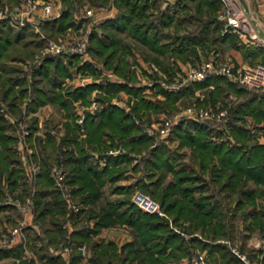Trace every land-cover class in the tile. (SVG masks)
Instances as JSON below:
<instances>
[{
	"label": "trees",
	"instance_id": "16d2710c",
	"mask_svg": "<svg viewBox=\"0 0 264 264\" xmlns=\"http://www.w3.org/2000/svg\"><path fill=\"white\" fill-rule=\"evenodd\" d=\"M63 1L65 5L61 12L46 19L43 24V28L52 36L68 27H79L83 20H75V0ZM94 1L107 4L111 0ZM221 2L177 0L178 8L186 12L194 5L200 19L204 20L203 24L198 32L176 34L171 41L162 42L159 28L169 26L174 18L168 8L161 9L157 0H112L118 11L114 17L100 22L99 31L93 29L90 33L89 51L95 62L100 61L106 68L120 75L121 79L102 78L65 90L62 86L52 90L49 96L51 102L65 109L66 118L62 122L64 130L59 139L53 129H46L44 137L36 136L41 157L32 190L25 185L22 166L14 165L15 162L20 163L13 147L15 135L8 131V120L0 111V197L5 195L1 183L4 173L10 191L20 181L23 193H33L34 217L41 223L43 232L42 237L41 234H33V240L43 238L49 243H55L64 239L67 229L63 222L70 218L76 225L70 233L73 243L71 264L80 259L82 251L79 246L83 243L91 245L90 261L95 264H180L179 260L184 256L190 257L195 247L205 250L207 262L209 256L212 264H246L232 251V244L226 241L231 238L235 227L228 219V201L222 206L221 200H229L230 195L238 193L237 205L251 206L243 213L245 225L251 231L258 229L264 236V92L252 91L222 74H209L176 91L164 89L156 82V92L163 97L149 99L142 92L137 75L131 69V61L127 58L134 53V44H137L144 48L145 59L153 60L160 67L168 69L170 63H165V56H172L175 61L178 58L188 60L191 54L198 56L197 46L205 51L214 41L229 40L232 46H239L237 33L219 31L222 21L216 18V12ZM156 9L158 14H154ZM28 30H31L30 26L15 29L10 20L0 21V94L3 98L15 99L27 91V75L19 74L21 67L8 61L24 59L23 55L17 56L11 51L22 43L21 39ZM210 31L218 33L209 37ZM42 41V37L37 39L36 45L40 46ZM243 54L251 57L250 62L264 63L263 50L259 45L246 46ZM66 57L67 62L64 59ZM78 61L79 57L74 53L50 54L31 65L34 91L31 102L34 107L48 101L45 90L36 84L39 77L35 76H48L53 70L61 77V83L65 76L72 73L67 64ZM95 62H78L76 70H89L96 76L99 68ZM215 80L222 81L236 92H246L247 95L229 110V117L233 120L231 131L236 139L233 143L212 139V127L206 122L180 119L173 126L172 135L179 139L178 146L188 145L193 150L191 156L198 162L197 172L193 167L186 168L180 161L181 152L168 148L164 141L152 145L154 137L136 118L148 116L152 110H170L183 93L193 92V86L203 87ZM94 87L102 92L101 98L110 99L121 90L134 96L131 111L109 101L95 112L86 110L83 123H78L77 109L72 106V102L80 100L87 103L88 95ZM215 87L207 90L212 100L216 97L214 94L225 89L220 84ZM10 103L14 106V100ZM246 114L255 122V131L253 126L249 128L236 123ZM37 122V117L33 116L31 132L37 128ZM119 144L126 151L106 152L108 148H115ZM57 147L61 154L59 162L64 165L65 181L70 184L71 192L78 196L76 202L82 204L78 211L66 207L63 190L54 185L50 175L52 160L58 157ZM143 149L147 153L138 161L146 168L145 177L139 178L135 184L156 197L167 215L142 210L131 200L134 183L118 182L124 170L129 167L135 170L138 168V161L133 163V154L141 153ZM168 173L172 176L166 180ZM212 183L218 185L215 193L209 191ZM106 184L110 192L115 194L113 197L103 195L102 188ZM81 212L82 217L79 218ZM116 224L129 226L133 237L121 244L113 239L94 240V235L102 227ZM23 248L22 242L0 246V257L20 256ZM39 248V262L34 257H22L20 263L67 264L63 256L49 253L44 244ZM261 264H264V259Z\"/></svg>",
	"mask_w": 264,
	"mask_h": 264
},
{
	"label": "rangeland",
	"instance_id": "374dc122",
	"mask_svg": "<svg viewBox=\"0 0 264 264\" xmlns=\"http://www.w3.org/2000/svg\"><path fill=\"white\" fill-rule=\"evenodd\" d=\"M1 1H2V4L0 2V8L12 6L17 0H1ZM51 1H53L58 6L60 5L61 7H63L65 5V2L63 0H51ZM158 1L160 3H162V0H158ZM75 2H76L77 14H81L84 11V9H86V8H92L95 12H99V11L104 10L103 8H106V7L109 8L111 6H115V5H112L111 1L107 4H100L94 0H75ZM5 4H7V6H4ZM220 7H221V4H220ZM220 7L216 12V18L217 19H219L217 15H218V12L220 10ZM157 9L154 11V14H158L159 11ZM174 9H176V10H174ZM114 10L117 11V7H115ZM167 10L174 14V18H173L172 23L169 26H166V27L160 26L158 33L161 37L162 42L171 41L174 38L173 36L176 34L192 33L195 31L196 32L200 31V28L203 24L202 21H204V20L200 19V16L197 14V12L194 8V5L191 6V8L189 9L188 12H186L183 9L181 10L180 8H178V6L176 4L174 6H171ZM205 12H206V10H204V13ZM46 19H49V18H41V19L38 18V19H36L35 23H28L25 25H19L16 23H12V25L14 26L15 29H17L21 26H30V29H31V30H28L26 35L24 36V38L21 39L22 43H24V41L31 39L30 42L25 43V44H22V43L18 44L16 46V49H12V51H11L13 54H15L17 56L23 55L25 60L22 58V59H16V60H9L8 61L9 63H14V64L18 65L19 67H21V71L19 72V74L27 75V80H26L27 84L26 85L28 86V88H27L26 93L23 96L16 97L15 99H12V97L3 98L2 95L0 94V111L5 115V117L8 120L7 121L8 122V131L10 133H12L13 135H15V141L13 143V147L15 150V154L19 158L20 163L15 162L14 165H16V166L21 165L22 166V168L24 170V178L23 179H25V181H26L25 185H27L31 188L29 190L33 189V185L36 181L37 176L35 177V180L34 179H32V181L28 180V176L26 174L27 167H28V165H30V163L32 161L39 164V159L41 157L40 150H39V147L37 144V137L36 136L41 135L42 137H44L46 129H53V132L56 133V135H57V139H59L61 131L64 130L62 122H63V112L65 110L62 111V109H60V107L54 103L40 104L36 107L33 106L32 102H31V98L34 97L33 96L34 91L32 90V84H31L32 76L30 74L32 67H30V65H28V64L30 62H32V60H34L35 53L39 52L40 49L44 46V44H46V42L48 40L56 41V40H59L60 38L71 37L72 35H75V34L80 32L79 30H80V26H81V24H80L79 27H74V26L68 27L65 31L59 32L55 36H52V35L48 34L46 32V30L43 28V24H44V21ZM75 20H77V19H75ZM219 20H221V19H219ZM97 23L94 24L93 29L94 30L97 29L99 31L100 28H97ZM210 26L212 27V25H210ZM223 28H224V22L222 21L221 26H220V30H219L221 33H224ZM225 32H228V31H225ZM208 33H209V37H212L213 35H216L218 32L212 33L210 31ZM41 37L43 38L44 41H42V44L40 46L39 45L37 46L36 41H37V39H40ZM241 41L242 40L239 37H237V43L243 44V42H241ZM89 44H90V37H89L88 48H87V56H84V55L82 56V55L76 54L79 57V61H78L79 63L84 61V60H89V61L95 62V58L93 59V57L89 51ZM133 44H134V42H133ZM234 47L235 46H232L231 42L229 40H226L225 42L214 41L213 43H210V48L205 50V51L201 48V46H197L198 56L195 57L193 54H191V56H189V58H188V64L183 63L184 65L182 67H180L179 62H176L175 60H173L172 56H169V57L165 56L164 57L165 63L169 61L170 67L168 69H164V68L160 67L159 63L152 60L151 64H153L155 67V70H153V71H148L146 69H143V67H141V65H139V62L141 63V58L143 57V50L142 49H144V48L142 46H138L137 44H134V53L129 54L127 58L129 59V61H131V64H130L131 69H133V71L136 73L137 79H138V84L142 86V92L144 93L145 97L149 98V99H156L157 97L162 98L163 95L156 92L157 87L155 86L156 82L154 80L158 79V78L171 79L177 73L178 74L182 73L183 69L185 67H187L188 65L189 66H196V65L200 64L202 61L208 59L209 57H213V56L217 57L218 60L219 59H222V60H225V59L229 60L230 59L233 63H235L236 65H239V63L235 60L234 55L229 53L230 49L234 48ZM64 59L67 62V57ZM250 59H251L250 56L245 57V60L247 61V64H249V65L261 62V61L250 62ZM41 60L42 59H39L38 61L34 60L35 61L34 64L40 62ZM143 60L146 63H148V61H149L147 59H143ZM179 61L180 62H184V61L186 62L187 60H182L181 58H179ZM78 62H74L72 64H67V65H69L68 67L71 68L72 73H71V75L65 76L63 78V79H65V78L69 79V80H65L64 84H62V85L60 84V86H62L63 90H65L67 87H72L76 83H79V84H85L86 83L87 84L91 81H99L102 78L121 79L120 75H118L112 69L106 68L103 65V63H101L100 61L94 63L99 68V73H97L96 76L93 75L89 70H85V71L76 70V64ZM210 74H219V73H210ZM35 77H39V78H37L38 81L36 82V84L38 86H40V87L44 86L47 88H52V85H53L52 79L53 78H57V79L61 78L53 70L50 71L48 76L37 75ZM202 79H198V80H202ZM227 79H229V78L227 77ZM192 81H194V80L188 81L186 85H189ZM230 81H232V80H230ZM216 84L223 85L225 89L221 90V92H218L217 94H214L216 97L214 98V100H212L209 97L210 95L207 93V90L215 87ZM15 87L18 88L17 84H15ZM193 87H194L193 92L183 93V95L180 96L176 100L174 107L171 108L170 110H160V111H153L152 110L149 112L148 116L143 115L141 119L136 118V120H137V122H140L143 125V127L145 128V130L154 137V142L152 143V145H154L157 142L164 141L168 148L176 149V150L181 152L180 161L186 165L185 166L186 168L190 169L191 167H193L195 170H197V172H199L198 162H196L193 159V157L191 156L192 155L191 153L193 150L188 145H183L182 147L178 146L179 139L172 135L173 126L180 119H188V120L206 122L207 124H209L212 127V130H211L212 131V134H211L212 139H214L216 141L225 140L228 143H233L236 141V139L234 138L233 133L231 131V123L233 122V120H231V118L229 117V110H230V107L232 105H234L235 103H237L238 101L243 99V97H245L247 95V93L246 92H240V93L236 92L232 88L226 87L222 81L217 82L216 80L212 81L211 83H209L203 87H197V86H193ZM53 88L59 89L60 87L58 88V87L53 86ZM215 89H216V87H215ZM173 91H176V90H173ZM252 91H254V90H252ZM101 93L102 92L98 88L94 87L88 95V102L87 103H84L80 100H73L72 106L73 107L75 106V108L77 109L76 110L77 112H78V108H82L85 111L89 110L91 112H95L100 107H102L104 104H107L110 101L112 103H115V104H118V105L124 107L125 110H127V111H131V103H132V100L134 99V96H131L127 92L121 90L118 94H115V95L111 96L110 99H108L107 97L101 98ZM11 100H14V106L11 105V103H10ZM200 108L208 109L212 113L211 116L206 117V118H195L196 116H194L192 113L195 114V111L199 110ZM35 110L37 113L34 112ZM186 110L190 111L191 114L188 115ZM221 110L225 111V113L222 115L218 114V112H220ZM59 111H61V112H59ZM35 115L37 117L38 126L34 131L31 132V125L33 124L32 118ZM77 118L78 117L76 116V121L78 123H83V121L79 122L77 120ZM167 119L173 120L174 123H173V125H171V131L169 132L168 137L163 138L159 134V131L157 130V128L162 127ZM236 123H242L244 126L251 128L255 122L253 121V119L251 118L250 115L246 114L245 116H243V118L236 120ZM23 128L28 130V134L26 135L27 136L26 137V146H24V145L19 146L17 143V139H18L19 133L21 132V129H23ZM252 129L255 131V126H253ZM261 131H263V130H260L259 132H261ZM110 149L116 150L117 152L126 151V148L120 144L117 145L115 148H113V147L108 148L106 150V152H108ZM58 151L59 150L57 147L56 148V154L58 153ZM117 152H115V153H117ZM146 153H147L146 149H143L141 153H137V154L134 153L133 154L134 155L133 163H136V161H138V159L140 160L142 155H144ZM59 154L60 153H58V157L55 156V158H53L52 163H51L52 164L51 167L54 165H58L59 167H61L64 170V165L59 162V157L61 155V154L60 155ZM138 163H139V166L136 170L132 169L130 167H129V169L124 170V174L118 180V182L119 183H134L133 187H132V191H131V200L132 201H134L133 196L136 192H142V193L147 194L150 197L154 198L159 203V200L156 197H154L152 194L146 192L145 190H143L142 188L137 186V184H135V182L139 178L144 176L145 171H146V168L144 167L143 163L142 162L140 163L139 161H138ZM202 173H204L205 176L208 175L207 172H202ZM171 176L172 175L170 173H168L166 180L171 178ZM2 178H3V180H5V181H3L5 189L9 190L6 173L3 174ZM22 186H23V184L19 181V184L16 186L15 190L9 191V192L13 193V195H15V196L22 197L23 195L27 194V193H23ZM69 187H70V192H71L70 184H69ZM216 189H218L217 184L212 183L209 186V191H212L213 193L216 192ZM103 192H104L103 195L107 196V197H113L115 195V194L110 192L109 186L107 184L103 186ZM233 194H235V193H233ZM233 194L229 196V200H224V199L221 200L222 201L221 205L222 206L225 205L228 201V205H230V207H231ZM62 197H64V196L62 195ZM76 197H78V196L77 195L75 196L72 192L70 193L71 200H74L76 202V200H77ZM1 199H3V198H1ZM214 199H216V196L214 197ZM78 204L81 208V206H82L81 202H78ZM247 206H250V205H247ZM66 207L67 208L69 207L67 202H66ZM230 207L228 208V211H229L228 212V219H229V221L234 223V227H235L236 224H235V221L233 220V217H231L232 214L230 213ZM160 208H161V206H160ZM161 210H162V208H161ZM162 212L163 213H159V214L167 215L163 210H162ZM17 213H19L18 210H17ZM78 215H79V218H81L82 212L79 213ZM67 219L70 220L71 228L76 226L70 218H67ZM67 219H65V221ZM186 223H187V221H185V224ZM36 224H37V228H38L37 233L41 234L40 237H42L43 232L40 229V225H39V223H36ZM77 225H80V223H78ZM35 232H36V230H35ZM234 232H235V230L233 231V233ZM31 233H32V231H30V234ZM128 234L131 235L130 236L131 238L133 237V234H132L129 226H127L126 224H118V225L116 224L115 227L110 228L109 231H107L105 233V236H107V239H113L116 242H118L119 244H121V243L127 241L128 237H129ZM182 234H184V232H182ZM195 234H197V233H195ZM184 236L186 237L187 235L185 234ZM28 237H30V236H28ZM30 240H31V243H33V244H31V247H29L30 251H28V253L30 255H32L36 259L37 262H39V259H37V256H38V253H40L39 246L41 244H44L46 246V249L48 250L49 253L58 254L59 256H63L62 254L52 252L49 247H50V245L58 244L59 241H62L64 239H59L55 243H49L46 239H43V238L42 239L41 238L35 239L36 242H34L33 239H30ZM230 240L226 239V241L228 243L232 244L231 247L236 246L240 251H242V249L240 248L241 245L239 243L235 244L231 238H230ZM86 244L88 245L89 243H86ZM195 248L199 249L197 247H195ZM85 249H86V251H85V254H86V252H88V246ZM196 249H194V250H196ZM81 251H82V255H83V253H84L83 249ZM202 251L205 252V254H206L205 250H202ZM72 252H73V245H72L71 253ZM70 255H69V257H65V258L63 256V258L67 264H71L70 263ZM11 256H15V255H8L7 257H4V260L0 261V264H21L20 261L22 259V255L15 256L14 258H12ZM189 259H190V257L184 256L179 260V262H180V264H190ZM208 259H209L208 264H212V261L210 260L209 256H208ZM251 260H253V259H251ZM79 261H82L81 257L78 260V262H76L75 264H95V263H92L90 261V258L85 259L84 262H79ZM257 263L259 264V262H257ZM130 264H134V263H130Z\"/></svg>",
	"mask_w": 264,
	"mask_h": 264
},
{
	"label": "built area",
	"instance_id": "2783aa9c",
	"mask_svg": "<svg viewBox=\"0 0 264 264\" xmlns=\"http://www.w3.org/2000/svg\"><path fill=\"white\" fill-rule=\"evenodd\" d=\"M108 7L103 8L106 10ZM104 10L95 12L92 8H86L81 14L77 15V20L83 19L81 21L80 32L72 35L68 38H60L59 40L53 41L48 40L46 44L40 49L39 52L35 53L34 60L38 61L44 56L50 54H64V53H74L79 55L87 56V48L89 42V36L91 31L102 17ZM59 11V6L51 0H17L12 6L0 8V21L10 20L11 23H16L19 25H25L28 23H33V20L36 21L38 18H50L57 14ZM218 18L224 22L223 31L235 32L239 35H246L250 33L253 29L249 19L237 12L232 4L231 0H222L221 7L218 12ZM35 23V22H34ZM34 60L28 65H33ZM217 57H209L208 59L202 61L196 66H187L183 69L182 73H177L171 79L158 78L154 81L159 83L167 90H179L184 87L188 81L198 80L206 77L210 73H219L228 77L233 82L247 87L251 90L264 92V63L258 62L252 65L249 64H239L236 65L230 59L222 60ZM151 61H148L147 70L153 71L155 67L151 64ZM187 114H191L190 111H187ZM77 120L79 122L83 121L85 110L78 108ZM225 111L221 110L218 114L222 115ZM195 118H206L211 116V112L208 109L200 108L195 111V114L192 113ZM173 120L167 119L162 127H158L157 130L159 134L165 138L168 137L169 132L171 131V125H173ZM28 130L23 128L18 135L17 143L19 146H26V135ZM109 153L117 152L116 150L110 149ZM39 171V164L32 161L28 165L26 174L28 180H35V177ZM50 175L54 179V184L63 190V196L68 203V206L73 211H78L80 206L74 200L70 198V187L69 184L65 181V172L58 165H54L50 168ZM10 190L5 191L1 203L5 205H11L19 211V219L17 223L8 226V228L0 231V246H8L14 244L21 240L24 237V229L28 224V216L33 213L34 207V198L33 193H27L22 197L13 195L9 192ZM134 202L143 210L148 212L157 211L158 213H163L158 201L150 197L147 194L142 192H136L133 196ZM63 226L66 227L67 233L64 240L59 241L58 244L50 245V250L54 253L62 254L64 257H69L72 250V240L70 233L72 231L70 220L67 219ZM23 244L26 240L23 238ZM232 250L243 259L246 264H258L256 261L248 258L245 252L240 251L236 246H232ZM264 253V245L262 248ZM190 264H208L207 257L205 252L200 249H196L192 252L190 259Z\"/></svg>",
	"mask_w": 264,
	"mask_h": 264
},
{
	"label": "crops",
	"instance_id": "0c3cea01",
	"mask_svg": "<svg viewBox=\"0 0 264 264\" xmlns=\"http://www.w3.org/2000/svg\"><path fill=\"white\" fill-rule=\"evenodd\" d=\"M176 1L177 0H162V3H160L157 0V3H159L160 8L163 7V9H165V8H170L171 6H174L176 4ZM111 3H112V0H111ZM231 4L237 12L245 15L249 19V21L251 22L252 27H253L252 31L250 33L244 35V36L237 34L238 35L237 37H239L242 40L241 42H243V44L237 43L239 46H235L234 48H231L229 51L230 54L234 55L235 60L239 64H247V61L245 60V56L243 54V49L246 46L253 45V44L259 45L260 47H262L263 55H264V0H231ZM112 5H114V3H112ZM60 7L61 6L59 5V11H57L56 15H58L61 12L62 7L61 8ZM115 7L116 6H111V7L107 8L106 10H104L103 17L97 23V28H100L99 24L101 21H103L106 18L115 16V14L118 11V8H117V11L114 10ZM77 15L78 14L76 13L75 18L77 17ZM34 22H36V21L33 20V23ZM143 59H145V58L144 57L141 58V63L139 62V65H141V67H143V69L147 70V68H146L147 64ZM176 62H179L180 67H182L186 63L188 64V60L186 62L185 61L180 62L179 58L176 60ZM59 80H60L59 78L58 79L57 78L52 79V81H53L52 82L53 83L52 88H47L44 86L41 87L45 90V92L48 95V101L44 104L52 103L49 96L52 93V90L55 89V88H53V86L59 88V87H61L60 84L61 85L64 84L65 80H69V79L65 78L61 81V83H59ZM77 84H79V83H76L75 85H77ZM75 85H73V86H75ZM59 107H60V109H62V111L65 110L63 106H59ZM34 112L37 113L36 110ZM59 112H61V111H59ZM64 113H65V111L63 112V120H65V118H66V116H64ZM62 132L63 131H61V133ZM3 181H5V180H3V178H2L1 179L2 189L4 191H6ZM102 191H103V188H102ZM3 197L4 196L0 197V201H1V198H3ZM238 198H239L238 193L233 194L232 206L230 207V213L232 214L231 217H233V220L235 221L236 226H235V232L232 234L231 239L235 244L239 243L241 245L240 248L242 249V251H244L248 255V257L250 259H253V260L259 262V264H261L263 259H264V253L262 252V248L264 245V236L261 235V233L259 232L258 229L251 231L250 228L245 225L246 220L243 216V213L246 212L247 210H249L251 206H246V205L243 207L238 206L237 205ZM34 211H35V209H34ZM34 211L30 216H28V224L25 226V229H24V237L23 238L26 240L25 244H23V241H22L23 238L18 241V242H22V244L25 248V249L23 248V252L21 254L22 257H27V258L33 257L32 255H30L28 253V251H30L29 247H31V244H33V243H31L30 239H32L33 233L36 234L38 232V228H37L36 223H39L40 229H41V223L35 219ZM17 214L19 215V213H17L16 208L12 207L11 205L2 204L0 202V231L8 228V226L13 225L14 223H17L19 216H20V215L18 216ZM115 226L116 225H110V226L102 227L101 230L94 235V237L96 238V239L95 238L94 239L95 240L107 239V236H105V233L107 231H109L110 228L115 227ZM35 230H36V232H35ZM30 231H32L31 234H30ZM28 236H30V237H28ZM128 236L129 237L127 240L131 239V237H130L131 235L128 234ZM34 242H36L35 239H34ZM87 246H88V252H86V254H85V251H86L85 248ZM79 247L81 248V250L83 249V251H84L83 255L81 256L82 261H79V262H84L85 259L90 258V255L92 253V248H91L90 244L87 245L86 243H83ZM4 257H7V256L0 257V261L4 260ZM11 257L14 258L15 256H11Z\"/></svg>",
	"mask_w": 264,
	"mask_h": 264
}]
</instances>
